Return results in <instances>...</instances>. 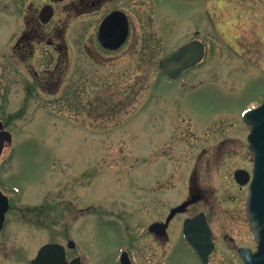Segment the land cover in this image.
Segmentation results:
<instances>
[{
	"label": "rangeland",
	"instance_id": "rangeland-1",
	"mask_svg": "<svg viewBox=\"0 0 264 264\" xmlns=\"http://www.w3.org/2000/svg\"><path fill=\"white\" fill-rule=\"evenodd\" d=\"M160 2L136 0L133 18L139 36L119 52L104 53L105 64L88 60L89 100L41 91L25 99L24 86L32 76L0 50V119L13 134L0 155V190L10 197L0 232V264H29L45 243L67 245L69 239L76 241L69 259L79 255L84 264H119L117 211L132 205L148 215L145 197L134 195L146 194L150 174L165 169L175 191L201 150L207 148L204 164L224 131L243 127V110L263 100L264 0ZM180 10L185 24L177 18ZM7 13L12 8L0 0V18ZM153 28L154 35L148 36ZM196 29L211 47L179 83L165 80L159 62ZM70 82H64L67 91ZM243 157L216 155L209 171L201 166L199 177L208 178L216 193L226 188L235 192L230 176L244 165ZM216 209L215 224L231 222L228 207ZM220 211L226 216L220 217ZM142 216L140 232L148 221ZM242 226L236 223L238 241L253 246ZM213 257L214 264H240L235 250L220 238ZM163 263L168 264L163 257L155 260Z\"/></svg>",
	"mask_w": 264,
	"mask_h": 264
},
{
	"label": "flooded vegetation",
	"instance_id": "flooded-vegetation-1",
	"mask_svg": "<svg viewBox=\"0 0 264 264\" xmlns=\"http://www.w3.org/2000/svg\"><path fill=\"white\" fill-rule=\"evenodd\" d=\"M1 1L8 10L12 8V14L7 13L4 18H0V31L5 29L3 35L0 33V50L8 53L7 58L11 59L15 66H22L25 74H30L33 78L25 83V99L30 98L36 91H41L56 96L67 93L89 100L86 82L89 73L88 60L97 58L95 64H105L104 53L119 52L128 45L132 37L139 36L133 18L136 0ZM152 1L155 3L156 0ZM160 1L161 4L165 3L164 0ZM183 11L180 10V16L177 17L181 24H185L186 20ZM154 31L153 28V33L150 31L151 34L147 33L148 36L154 35ZM217 33L215 29L213 39L218 38ZM194 34L184 44L193 40L199 41L204 45L206 54L211 44L201 29H196ZM230 47L238 52L233 43ZM130 51H135V47L131 46ZM81 53L88 54L87 61L81 59ZM197 65L186 69L177 78L165 74L160 62L158 66L165 80L179 83L183 75ZM1 75L0 65V77ZM66 79L71 81L68 91L64 86L67 84V82L64 84ZM251 129L252 126L244 122L243 127L237 131L231 133L224 131L223 138L213 150V157L208 156L203 164L202 156L207 148L201 150L190 173L182 177L183 181L175 191L170 189L171 178L169 173L164 172L165 169L159 174L154 172L150 174V187L146 194L134 195L135 198L145 197L144 200L148 202V206L145 207L148 215L143 211V207L140 210L148 217L146 225L143 226L144 232L139 231L141 225L138 220L142 214H139L135 207L127 204L128 208L122 207L117 211L122 238L119 264H155V260L160 257L165 258L168 264H214V250L219 238L235 250V256L240 264H245L243 255L239 252L240 248L248 247L253 250L256 248L247 213L249 183L254 165V153L248 142ZM227 154L229 158L243 155L244 165L241 163L236 166L231 173L230 179L236 188L235 192H227L226 188L223 193H216L214 186H210L208 178L199 177V171L202 165L209 171L214 165L216 155L222 158ZM238 170H242L243 174L237 176ZM128 197L131 199L133 195ZM70 204L73 205V202L69 201ZM219 204L230 209V213L227 214L226 211V214L232 223L229 221L226 222L227 225L223 224L220 227L215 224L219 212L216 208ZM89 210L90 206L83 209L88 213ZM220 212L223 214L220 217L226 216L224 211ZM240 222L245 232L253 239V246L238 241L239 236L235 232L236 223ZM70 240L73 239H69L68 242ZM195 240L204 244L205 248H208L211 242L212 247L207 253H200L192 245ZM75 247L76 241L74 247L68 250L72 251ZM187 247L191 258L187 257ZM148 250H151V253H148ZM75 258L79 259L73 264H84L79 255H74L70 261ZM222 260L228 258L223 257Z\"/></svg>",
	"mask_w": 264,
	"mask_h": 264
},
{
	"label": "water",
	"instance_id": "water-1",
	"mask_svg": "<svg viewBox=\"0 0 264 264\" xmlns=\"http://www.w3.org/2000/svg\"><path fill=\"white\" fill-rule=\"evenodd\" d=\"M203 53L202 45L199 47L197 42L194 41L183 46L171 57L163 60L161 67L169 76L177 77L183 70L200 61ZM244 118L252 125V131L248 139L250 148L255 153L254 172L250 183L247 210L250 226L257 242V249L251 251L244 248L241 251L246 264H264V102L246 112ZM11 140L12 134L3 129V123L0 121V155L5 142ZM8 207V198L0 192V230L3 227L5 212ZM205 228L208 229L207 226ZM193 245L200 253H207L212 247L211 242L208 248H205L204 244L198 240L193 241ZM31 264H68L65 247L58 243H48L40 249Z\"/></svg>",
	"mask_w": 264,
	"mask_h": 264
}]
</instances>
